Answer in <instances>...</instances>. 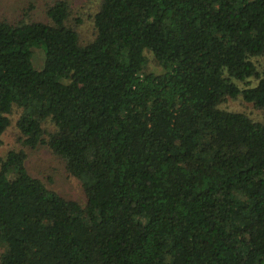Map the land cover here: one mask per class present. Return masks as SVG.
I'll use <instances>...</instances> for the list:
<instances>
[{
	"label": "trees",
	"instance_id": "16d2710c",
	"mask_svg": "<svg viewBox=\"0 0 264 264\" xmlns=\"http://www.w3.org/2000/svg\"><path fill=\"white\" fill-rule=\"evenodd\" d=\"M44 14L0 13V137L16 111L21 145L0 264H264V0H100L86 44L67 0ZM40 148L83 204L28 173Z\"/></svg>",
	"mask_w": 264,
	"mask_h": 264
},
{
	"label": "rangeland",
	"instance_id": "374dc122",
	"mask_svg": "<svg viewBox=\"0 0 264 264\" xmlns=\"http://www.w3.org/2000/svg\"><path fill=\"white\" fill-rule=\"evenodd\" d=\"M57 0H0L1 16L11 19L21 18L22 14L31 15L33 19L48 22L44 8L52 5ZM71 7V17L68 24L78 33L81 44L90 42L95 35L92 17L99 8L100 0H67ZM44 55L41 50H34L33 64L39 69L42 66ZM262 61V59H260ZM146 71L160 74L162 69L155 63L151 56H148V65ZM220 109L229 112H239L246 114L253 121H261L262 113L251 104H247L240 99H227L219 106ZM19 114L15 111L10 119L11 125L0 137V162L10 151H18L21 145L18 140V134L14 127ZM47 127L51 128L48 124ZM1 164V163H0ZM28 173L37 179L46 182L49 189L55 191L64 198L84 203V196L81 184L78 180L70 177L64 169L63 163L58 160L46 148H40L35 152L29 153L25 163Z\"/></svg>",
	"mask_w": 264,
	"mask_h": 264
}]
</instances>
